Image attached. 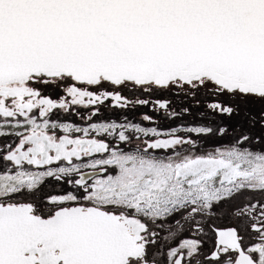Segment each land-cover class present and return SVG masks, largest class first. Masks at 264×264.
<instances>
[{"label": "snow or ice", "instance_id": "6c2138e0", "mask_svg": "<svg viewBox=\"0 0 264 264\" xmlns=\"http://www.w3.org/2000/svg\"><path fill=\"white\" fill-rule=\"evenodd\" d=\"M0 264H264V0H0Z\"/></svg>", "mask_w": 264, "mask_h": 264}, {"label": "rangeland", "instance_id": "374dc122", "mask_svg": "<svg viewBox=\"0 0 264 264\" xmlns=\"http://www.w3.org/2000/svg\"><path fill=\"white\" fill-rule=\"evenodd\" d=\"M176 122H173V124H175ZM162 127H169V125L167 123L162 124Z\"/></svg>", "mask_w": 264, "mask_h": 264}, {"label": "flooded vegetation", "instance_id": "af4514ba", "mask_svg": "<svg viewBox=\"0 0 264 264\" xmlns=\"http://www.w3.org/2000/svg\"><path fill=\"white\" fill-rule=\"evenodd\" d=\"M164 128H167V127H164Z\"/></svg>", "mask_w": 264, "mask_h": 264}]
</instances>
